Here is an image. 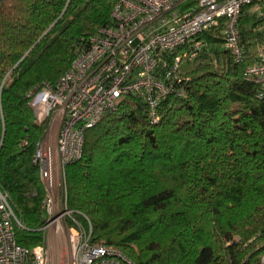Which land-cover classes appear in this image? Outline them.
Here are the masks:
<instances>
[{
  "label": "trees",
  "instance_id": "trees-1",
  "mask_svg": "<svg viewBox=\"0 0 264 264\" xmlns=\"http://www.w3.org/2000/svg\"><path fill=\"white\" fill-rule=\"evenodd\" d=\"M114 0H0V187L31 253L44 243L46 191L33 162L48 119L31 93L53 85L111 23ZM244 7L236 63L220 29L186 73L184 98L160 103L151 124L142 100L84 131L82 154L65 168L68 224L91 226V241L115 245L133 264H261L264 254V97L244 80L254 61V27ZM251 26H248V23ZM216 61V62H214Z\"/></svg>",
  "mask_w": 264,
  "mask_h": 264
},
{
  "label": "built area",
  "instance_id": "built-area-1",
  "mask_svg": "<svg viewBox=\"0 0 264 264\" xmlns=\"http://www.w3.org/2000/svg\"><path fill=\"white\" fill-rule=\"evenodd\" d=\"M247 6L264 20V0H114L111 23L96 30L55 84H44L30 95L37 121L48 119L33 154L46 191L42 228L47 235L31 253L16 242V228L23 225L0 187V264H48L52 225L71 213L66 209L65 168L81 157L86 129L117 110L128 95L142 100L149 122L158 123L162 100L186 96L180 67L201 54L204 41L199 37L204 33L219 28L232 60H244L240 23ZM243 78L254 85L257 98L264 97V46L256 50ZM53 231L68 244V264H133L117 246L91 241L90 224L86 230L72 220ZM260 262L264 264V254Z\"/></svg>",
  "mask_w": 264,
  "mask_h": 264
},
{
  "label": "rangeland",
  "instance_id": "rangeland-1",
  "mask_svg": "<svg viewBox=\"0 0 264 264\" xmlns=\"http://www.w3.org/2000/svg\"><path fill=\"white\" fill-rule=\"evenodd\" d=\"M248 10H249V13L252 14V16H253V13L250 12V10H251L250 7L248 8ZM254 16H255V14H254ZM248 26H251L250 22L248 23V25L246 27H248ZM254 28H255L256 32L264 35V20H261L260 22H258ZM254 42H255V45H254L253 56L255 55V52L259 47L264 46V39H262V41L256 40ZM192 69H193V63L192 62H183L181 64V67H180V71L183 75L190 72ZM58 212H61V209ZM58 212H57V214H58ZM45 216H47V215L45 214ZM65 222H66L65 216L58 218V220L55 221V223L52 225L51 230H54L56 226H60V225L64 226ZM46 235H47V230L46 231L44 230L45 238H46ZM48 248H49L48 264H68V244H67L66 240H64V239L59 240L57 238H54L53 244L50 243Z\"/></svg>",
  "mask_w": 264,
  "mask_h": 264
},
{
  "label": "bare ground",
  "instance_id": "bare-ground-1",
  "mask_svg": "<svg viewBox=\"0 0 264 264\" xmlns=\"http://www.w3.org/2000/svg\"><path fill=\"white\" fill-rule=\"evenodd\" d=\"M49 238H50V243L53 244V239L55 238L54 236V231L51 230L50 234H49ZM52 246V245H51Z\"/></svg>",
  "mask_w": 264,
  "mask_h": 264
}]
</instances>
